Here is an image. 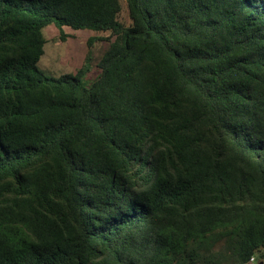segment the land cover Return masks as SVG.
Here are the masks:
<instances>
[{
  "label": "trees",
  "instance_id": "16d2710c",
  "mask_svg": "<svg viewBox=\"0 0 264 264\" xmlns=\"http://www.w3.org/2000/svg\"><path fill=\"white\" fill-rule=\"evenodd\" d=\"M49 24L106 41L90 84L38 67ZM251 258L264 0H0V264Z\"/></svg>",
  "mask_w": 264,
  "mask_h": 264
},
{
  "label": "rangeland",
  "instance_id": "374dc122",
  "mask_svg": "<svg viewBox=\"0 0 264 264\" xmlns=\"http://www.w3.org/2000/svg\"><path fill=\"white\" fill-rule=\"evenodd\" d=\"M61 34L66 35L64 40L59 38ZM95 34L98 32L86 28L71 29L67 26L56 27L53 24L43 27L44 52L37 63L38 67L50 76L79 74L84 85L90 84L100 73L96 63L106 46L105 40L88 46V39Z\"/></svg>",
  "mask_w": 264,
  "mask_h": 264
},
{
  "label": "built area",
  "instance_id": "2783aa9c",
  "mask_svg": "<svg viewBox=\"0 0 264 264\" xmlns=\"http://www.w3.org/2000/svg\"><path fill=\"white\" fill-rule=\"evenodd\" d=\"M250 264H256V262L253 258L250 259Z\"/></svg>",
  "mask_w": 264,
  "mask_h": 264
}]
</instances>
